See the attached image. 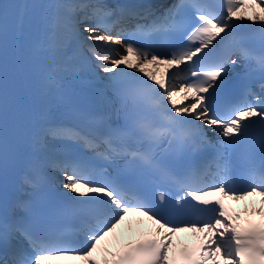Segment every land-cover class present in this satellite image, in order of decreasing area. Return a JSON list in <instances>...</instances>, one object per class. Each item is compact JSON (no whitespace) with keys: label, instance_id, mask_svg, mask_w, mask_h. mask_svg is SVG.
Instances as JSON below:
<instances>
[{"label":"snow or ice","instance_id":"snow-or-ice-1","mask_svg":"<svg viewBox=\"0 0 264 264\" xmlns=\"http://www.w3.org/2000/svg\"><path fill=\"white\" fill-rule=\"evenodd\" d=\"M221 6L224 11L217 12L214 5L202 0H178L159 14L150 5L138 4L61 6L69 13L91 9L83 17L90 21L83 25L86 35L81 36L73 28L74 38L88 42L85 61L97 70V75L106 74L101 79L114 88L135 82L141 94L155 98L159 119H125L121 125H108L104 134L91 136L50 127L45 130V136L66 139L85 148L104 144L105 159L124 151L114 142L134 140L144 147L127 153L132 163L179 183L186 194L176 203L192 218H170L163 208L151 206L133 187L97 180L87 163L66 155L56 166L64 177L63 188L85 212L77 229L83 238L82 245L76 247L62 232L23 219L0 218V244L5 249L0 264H52L55 260L82 264H264V95L246 87L237 104L226 105L221 111L213 107L217 89L223 86L227 76V66L236 65L238 59L259 65L262 73L259 87L264 93V52L257 54L237 45V58L214 55L216 46L228 38L237 21L261 22L260 39L264 41V0H222ZM8 7L0 3V121L5 124ZM248 9H252L251 15L246 14ZM113 16L117 22L151 19V23H137L135 31L124 28L117 31L113 24L105 22ZM151 33L166 37L172 50L161 54L140 42ZM112 44L120 48L110 47ZM160 65L165 67L158 78ZM98 94L103 97L102 91ZM178 94H183L180 106L175 99ZM116 96L122 105L129 99L133 107L137 104L135 97L123 96L119 91ZM248 96L253 99L249 101ZM206 128L221 138L215 145L207 139ZM257 128L261 134V152L258 156L251 151L242 155L247 183L237 187L228 175L232 167L230 151ZM167 137H170L169 145H175L177 160L185 159L201 145L211 147L213 154L202 165L189 164L179 177H174L155 151L161 139ZM206 177L211 182H205ZM25 182H29L28 177ZM249 197H259V207L255 202L251 207L245 204L243 216L240 211H229L226 207L228 200L238 202ZM159 200L161 204L165 202L163 193ZM253 216L259 219L254 220ZM181 233H190L194 242L179 241L177 237ZM17 234L27 242V250L11 243ZM94 255L98 258H93Z\"/></svg>","mask_w":264,"mask_h":264},{"label":"bare ground","instance_id":"bare-ground-1","mask_svg":"<svg viewBox=\"0 0 264 264\" xmlns=\"http://www.w3.org/2000/svg\"><path fill=\"white\" fill-rule=\"evenodd\" d=\"M1 1L2 0H0V2ZM58 30H61V27ZM65 33L67 34L68 32L66 31ZM148 66H151V65H148ZM158 67H159V70L162 71V66L160 65ZM86 74L87 75H85V79L81 82V84H83V85H93L94 79L97 76L96 72L93 71L92 73L88 72ZM100 77H102V76L100 75ZM79 82H80L79 80H74V84H78Z\"/></svg>","mask_w":264,"mask_h":264}]
</instances>
